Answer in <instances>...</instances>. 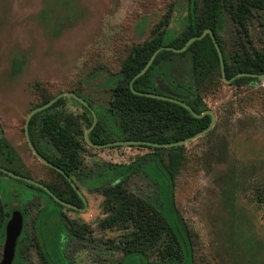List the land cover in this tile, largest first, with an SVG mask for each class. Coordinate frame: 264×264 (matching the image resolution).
Masks as SVG:
<instances>
[{"label": "rangeland", "instance_id": "1", "mask_svg": "<svg viewBox=\"0 0 264 264\" xmlns=\"http://www.w3.org/2000/svg\"><path fill=\"white\" fill-rule=\"evenodd\" d=\"M187 12V0H0V125L26 167L24 174L65 187L28 145L25 123L32 110L67 91L108 107L114 76L132 49L150 40L168 16V29H181ZM250 33L251 47L263 50L264 13L253 20ZM220 38L229 52L238 50L243 39L227 15ZM199 93L203 108L215 114V126L184 146L174 189L193 264H264V79L236 86L216 73ZM54 111L70 117L78 138L84 139L90 126L79 102L63 97ZM149 153L136 146L96 149L83 143L84 169L73 182L87 200L85 211L66 208L26 182L2 177L0 199L10 210L7 217L13 210L26 217L24 264L42 263L38 243L54 264H127L124 247L138 225L103 226L119 203L120 183L109 172L133 166ZM123 186L136 201L158 205L157 185L141 169ZM139 215L151 221L157 217L135 210L134 216ZM166 245L163 240L151 250L149 264L161 262L157 250Z\"/></svg>", "mask_w": 264, "mask_h": 264}, {"label": "trees", "instance_id": "2", "mask_svg": "<svg viewBox=\"0 0 264 264\" xmlns=\"http://www.w3.org/2000/svg\"><path fill=\"white\" fill-rule=\"evenodd\" d=\"M187 2L188 12L181 29H168L170 25V16H168L152 32L150 40L132 49L120 72L114 76L115 87L108 107L96 106L75 93L92 107L98 118L96 127L89 134L91 143L103 145L117 141H140L172 144L207 130L211 123L210 116L197 119L180 105L136 95L130 89L134 77L145 68L157 50L163 47L180 50L190 39L199 37L207 29L212 31L223 53L227 79H232L241 73L256 76L264 74V49H254L251 47L250 40L252 38L251 24L254 19L264 13V0H187ZM225 15L237 28L240 38H243L237 42L238 50L232 52L228 51L220 38ZM216 73L223 79L217 50L211 37L206 35L183 53L161 51L147 73L134 81L133 86L137 93L179 98L194 112L201 115L209 110L203 108L199 92ZM252 80V77H242L231 84L238 86ZM53 98L44 100L38 107L46 105ZM60 102L61 99L32 118L29 124V136L39 154L62 169L73 181V179H79V173L84 169L81 151L83 143L87 142L85 138L83 140L78 138V134L71 125L70 117L54 111ZM84 109L87 114L84 120L91 127L93 117L85 107ZM136 147L147 148L152 153L141 157L133 166H119L111 173L109 172V175L113 174L112 177L120 183L116 195L119 203L115 209L113 208V214L108 216L102 224L107 229L123 221L138 225V232L131 234V239L127 242L128 246L124 247L123 259H128L127 264H144L145 262L149 264V253L158 248L163 240H167L166 247L157 250L161 262L152 264H184L185 262L193 264V248L189 233L174 202L175 178L181 169L184 146L169 149ZM0 167L16 175L28 177L24 174L26 169L24 163L5 139L1 125ZM136 168L141 169L157 185L158 205L148 199L136 201L138 199L123 186ZM49 170L63 182L65 187L40 183L60 201L83 208V202L70 183L55 170L51 168ZM2 177L10 178L0 172V179ZM32 187L46 193L37 187ZM109 189L111 188L106 190ZM135 210L142 214H156L157 217L152 221L149 218L143 219L141 215L135 217ZM43 211L44 209L37 216V232L40 231L38 223ZM9 212L5 200L0 199V247L5 240ZM56 217L62 221L59 211ZM23 220L26 222L25 216ZM23 237L24 235H21L19 238L14 264H24L21 252ZM37 250L41 264H54L47 248L44 251L38 243Z\"/></svg>", "mask_w": 264, "mask_h": 264}, {"label": "water", "instance_id": "3", "mask_svg": "<svg viewBox=\"0 0 264 264\" xmlns=\"http://www.w3.org/2000/svg\"><path fill=\"white\" fill-rule=\"evenodd\" d=\"M206 35H209L211 37L213 44L217 50L218 57L220 60L221 74H222V78H223L224 82L231 84L234 80H236L238 78H242V77H252V78L264 79V74L260 75V76H256V75L246 74V73H241V74L236 75L232 79H227L223 53L220 49V46H219L214 34L212 33V31L210 29H207L199 37L190 39L185 44V46L180 50H175V49L170 48V47H163V48H160L159 50H157L153 54V56L151 57V59L149 60V62L145 66V68L139 74H137L134 77V79L132 80V82L130 84V89L136 95H140V96H144V97H148V98H153V99H157V100H162V101H167V102H171V103L180 105L183 108H185L186 110H188L189 112H191V114L197 119L203 118L205 116H210L211 117V123H210V126L208 127L207 130L197 134L196 136H194L192 138L183 140V141L178 142V143H172V144H157V143H152V142H140V141H117V142H112V143L103 144V145H96V144L91 143V141L89 140V134L94 130V128L96 127V125L98 123V118H97L95 111L92 109V107L87 102H85L82 98H80L75 93L70 92V91L62 92V93L58 94L55 98H53L50 102H48L46 105L40 106V107H38V108H36L30 112V114L27 117L26 123H25V134H26V139H27L28 145H29L30 149L32 150L33 154L35 155V157L40 162H42L45 166H47L48 168H51V169L55 170L56 172H58L59 174H61L70 183L73 190L76 192L78 197L83 202L84 207H85L84 210H80L78 207H76L74 205L60 201L58 198H56L54 196V194L46 186H44L40 182H37V181H35L31 178H28V177L16 175V174L6 170L5 168H1V167H0V172H2L3 174L7 175L8 177H10L12 179L26 182V183L34 186V187H37V188L45 191L58 204L66 207V208L77 210V211H85L86 210L87 200L83 196V194L81 193L79 188L76 186V184L72 181V179L62 169L55 166L54 164H52L50 161H48L47 159H45L43 156H41L39 154V152L33 146L32 142L30 140V136H29V124H30V121L32 120V118L36 114L49 109L58 100L62 99L63 97H66V96H70L73 99H75L77 102H79L82 106H84L91 113V115L93 117V123H92L91 127L86 131L84 138H85L88 145H90L91 147L96 148V149H104V148L115 147V146H147V147L158 148V149H169V148H176V147L185 146V145L189 144L190 142L195 141V140L205 136L215 126L216 117H215V114L213 111L209 110V111H206L205 113H203L201 115H198L196 112L193 111V109L188 104H186L185 102H183L179 98L161 96V95L150 94V93H137L134 89L133 83H134V81L138 80L140 77L144 76L147 73V71L151 67L152 63L156 59L157 55L161 51H172L175 53H183L188 49L189 46H191L196 41L202 40L203 38L206 37ZM23 228H24L23 216L21 215V213L18 210H14L12 212L9 220H8V223L6 224L5 234H4L5 241H4V245H3V257H2V261L0 264H14V261L16 258L17 245H18L19 238L22 235Z\"/></svg>", "mask_w": 264, "mask_h": 264}, {"label": "flooded vegetation", "instance_id": "4", "mask_svg": "<svg viewBox=\"0 0 264 264\" xmlns=\"http://www.w3.org/2000/svg\"><path fill=\"white\" fill-rule=\"evenodd\" d=\"M84 208H85V207L83 206V208H79V209H80V210H84ZM13 211H14V210H13ZM13 211H12V212H13ZM11 214H12V213H11Z\"/></svg>", "mask_w": 264, "mask_h": 264}]
</instances>
